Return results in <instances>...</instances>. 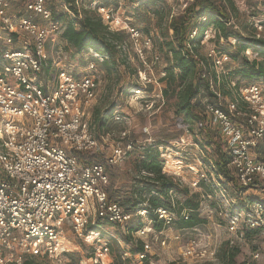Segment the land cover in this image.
<instances>
[{
    "label": "built area",
    "instance_id": "1",
    "mask_svg": "<svg viewBox=\"0 0 264 264\" xmlns=\"http://www.w3.org/2000/svg\"><path fill=\"white\" fill-rule=\"evenodd\" d=\"M13 1L0 0V264H26L28 258H57L71 252L65 229L92 246L87 259L90 264H110L109 244L104 238L110 235L86 229L96 226L102 230V224H109L126 231L133 218L147 214L144 210L125 213L109 200L107 193L109 169L123 163L132 150L127 131L120 133L123 142L111 143L102 160L81 159L100 146L93 133L90 109L96 99L94 74L106 57L90 50L85 54L90 55L86 72L79 76L57 67L47 57L46 43L62 34L63 29L46 7L49 0H18L22 15L10 13ZM124 1L117 0L115 8L93 1L91 7L108 31L127 35L130 47L122 43L117 48L128 58L131 49L146 69L138 71L136 85L130 89L132 97L143 99L146 87L154 85L159 101L157 105L146 103L145 108L158 110L163 105L162 85L158 82L164 74L157 81L151 69L159 63L160 56L152 35L122 17ZM75 5L79 7L80 1L76 0ZM63 9L69 13L68 6L63 5ZM194 34L193 31L190 37ZM206 36L207 32L201 44L206 42ZM184 53L197 61L201 77L208 81L213 97L203 100L200 115L204 124L216 132L223 149L230 152L229 167L238 187H264V90L258 84L237 85L230 81L227 90L231 96H223L217 85L221 74L226 73V56L208 49L204 55L211 67L207 68L189 44ZM245 53L250 54V50ZM48 65L53 76L45 70ZM113 119L122 122L126 117L115 113ZM185 136L157 148L164 161L162 172L179 182L184 167L195 177H204L200 169L184 164L178 155L182 145L179 141ZM198 183L196 179L191 185L196 187ZM152 212L164 226L176 219L164 208ZM238 217H228V230L233 234L238 231ZM151 224L149 221L133 234L135 241L142 242L143 250L132 254L126 244L118 264L146 263L151 251L149 242L165 245V240L160 239L162 231H155ZM249 226L260 227V216L250 220ZM148 237L151 238L143 241ZM196 248L191 242L184 256L193 257ZM205 255L213 260L215 250L204 251L200 257Z\"/></svg>",
    "mask_w": 264,
    "mask_h": 264
},
{
    "label": "rangeland",
    "instance_id": "2",
    "mask_svg": "<svg viewBox=\"0 0 264 264\" xmlns=\"http://www.w3.org/2000/svg\"><path fill=\"white\" fill-rule=\"evenodd\" d=\"M80 11L89 9L93 1L100 2L111 8L117 6V0H79ZM193 0H158L160 7L165 8L164 21H169L171 16H177L190 4ZM235 7L244 18L248 21V26L256 29L264 37V0H232ZM48 9H52L58 14L63 10L62 0H49L46 3ZM153 6L149 0H125L122 6V17L129 18L131 23L139 28L144 33L151 34L153 37L154 48L160 56L159 63L155 64L151 69V74L159 81L161 73L167 63V53L159 39V32L154 22V16L151 13ZM10 13L15 15H22V3L15 0L10 7ZM68 15H71L69 11ZM68 19L59 21L64 30ZM232 23L235 19L231 20ZM258 27H261L258 30ZM63 32V31H62ZM207 39L204 44H200L198 51L204 55L210 48L215 49L216 53L223 52L225 48L233 49L223 41L217 43L214 38L212 30L207 31ZM47 57L51 63L59 68L79 76L82 72H86L88 63L90 62V55L76 56L70 46L62 39L61 34L51 37L46 43ZM248 59L252 60L255 55L250 52L246 54ZM260 58L258 57V60ZM240 65L239 61L225 60L223 66L230 67L232 70ZM55 66V67H56ZM146 70L136 57L131 53L127 64L125 66H118L110 74L100 70L97 65L95 72L96 84V99L94 100L90 113L91 117L93 111L96 109L99 112L106 111L114 106V109L121 115L126 117L120 123L109 119L106 130L110 134L108 140L102 141L100 138L104 137V131H97L94 129V136L99 140L100 146L96 152L89 153L81 159L95 162L103 159L110 149L111 143L123 142L120 139V133L127 131L131 140H136L138 144H153L157 145L163 141H178L181 135H186L183 141H179L182 145L178 147L180 152L178 155L183 159L184 164L200 169L201 176L195 177L187 168L182 169L181 182L189 187L191 192L203 193V187H193L191 183L196 179L203 182L212 188V194L201 196V205L199 215L206 220V223L194 229L177 230L172 225H168L162 231L161 240H165V245L161 246L156 242H149L151 251L149 254L148 264H219V258L224 251L230 248L236 249L237 255L235 258L236 264L251 263L264 264V192L261 190H249L239 193L233 186L230 180H218L211 168L212 150H200L196 145L187 144L188 133L186 131L176 128L173 120V115L166 109H152L145 108L146 103L153 102L154 105L159 101L157 95V88L154 85H148L143 93V99L132 97L130 89L136 84L138 71ZM150 71H148V74ZM245 84V80L240 81ZM162 85L160 82H158ZM253 84V83H249ZM264 90V83L258 82ZM160 103V102H159ZM91 119V118H90ZM93 119V118H92ZM147 129V132L145 131ZM106 132V133H107ZM200 139L201 137L198 136ZM103 139V138H102ZM150 140V142L148 141ZM182 149V150H180ZM175 151V150H174ZM125 162L115 166L109 170V186L107 188L108 196L112 200L119 203L129 198V188L133 175L125 168ZM196 178L195 180H192ZM218 181V183H217ZM215 189V190H214ZM176 202H182L183 197H175ZM258 211V212H257ZM175 215V213H174ZM238 215V231L231 233L228 230V217ZM260 216L261 226L252 229L249 226V221ZM176 217V215H175ZM142 225H147L149 219L141 217L133 218L128 224L129 227L136 225L138 222ZM152 225V224H151ZM96 232L91 228H87L86 232ZM65 240L68 241V247L72 249L71 252L60 255L57 258H31L27 260L31 264H90L87 259L90 256L92 246L84 239L78 238L69 229L64 231ZM103 236V235H101ZM109 244V251L111 257L110 264H116L120 261L122 247L126 244L120 240V243L113 241L109 236H104ZM151 237L143 238V241L149 240ZM194 242L195 253L193 257H185L184 251L188 244ZM130 246V245H129ZM215 250L214 259L211 260L209 255L200 257L204 251ZM257 254V258L253 256ZM72 255V256H70ZM77 255V256H76ZM199 258H197V257ZM134 261L126 262V264ZM146 264V263H143Z\"/></svg>",
    "mask_w": 264,
    "mask_h": 264
},
{
    "label": "trees",
    "instance_id": "3",
    "mask_svg": "<svg viewBox=\"0 0 264 264\" xmlns=\"http://www.w3.org/2000/svg\"><path fill=\"white\" fill-rule=\"evenodd\" d=\"M75 1L62 0L63 5L68 6L71 15H68L64 9L58 14L51 9L54 21L68 19L61 34L62 39L72 48L76 56L85 55L91 50L95 54L106 57L102 63H98V68L108 74L120 65L125 66L129 59L128 55H124L117 45L126 43L130 47L127 35L108 31L95 9L90 6L89 9H84L82 12L79 7H76ZM149 3L153 6L151 13L154 16L155 25H159L157 26L159 39L167 53V63L162 72L164 76L160 79L163 98L161 109L170 111L176 128L188 133L187 144L196 145L200 150H212L211 168L218 180L221 178L230 180L239 193L249 191L238 187L229 167L230 152L223 149L216 132L204 124V119L200 115L203 100H211L213 94L208 89V81L201 77L197 61L188 58L184 50L189 44L207 68L211 67L209 59L198 51L208 30L214 32L217 43L223 41L233 49L230 51L229 48H225L223 52H219L225 55L229 61L240 62V65L234 70L230 67H223L226 73L219 77L218 89L223 96L230 97L231 93L227 90L230 81H235L237 85L241 84V80L247 81L243 85H248L250 82L264 83V37L254 27L249 28L247 19L238 11L232 0H193L182 13L171 16L169 21H164L165 8L159 6L158 0H149ZM232 19H235L234 23L231 22ZM193 31L195 34L190 37ZM247 50H250L255 58L248 59L245 55ZM130 52L133 54L131 49ZM45 70L46 72L50 71L53 76V69L49 65ZM115 113L121 115L114 109V106L103 112H99L97 109L93 111L91 117L93 131L94 129L99 132L104 131V137L110 135L106 127L109 119L114 121ZM121 116L124 117V115ZM104 137L100 139L102 140ZM168 142L163 141L153 145L138 144L136 140H132V150L125 159V168L133 175L129 198L121 203L110 197L109 200L117 203L125 213H134L138 210L146 211V217L157 232H161L167 227L163 225L162 221L157 220L156 215L152 212L158 208L175 213L176 219L172 222L175 229H194L206 223V220L199 215L200 197L212 194V190L209 189L212 187L199 182V188L204 186L203 193L191 192L187 185L162 172L164 161L159 157L157 148ZM252 189L264 192V187L260 185L252 187ZM177 196H182L183 201L176 202L175 197ZM101 227L102 230L96 226H89L100 234L108 233L113 241L119 239L125 244H129L132 254L140 253L143 250L142 242L135 241L133 238V234L143 227L140 221L132 227L128 226L126 231L109 224H102ZM236 255V249L230 248L224 251L222 256L218 257L219 264H236ZM147 262L146 264H148ZM26 264L31 263L27 262Z\"/></svg>",
    "mask_w": 264,
    "mask_h": 264
}]
</instances>
